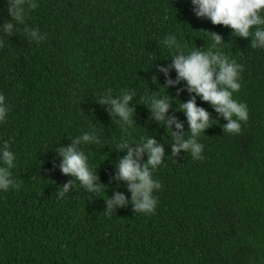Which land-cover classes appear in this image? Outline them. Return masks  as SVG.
Returning <instances> with one entry per match:
<instances>
[{"label": "trees", "instance_id": "obj_1", "mask_svg": "<svg viewBox=\"0 0 264 264\" xmlns=\"http://www.w3.org/2000/svg\"><path fill=\"white\" fill-rule=\"evenodd\" d=\"M192 7L190 0H37L25 22L46 34L43 41L28 39L24 25L0 36V95L9 109L0 142L15 154L11 173L19 185L0 192V264H264V49L195 16ZM206 32L219 34L221 51L242 66L233 96L246 104L248 119L239 132H223L222 116L196 97L214 120L197 138L203 159L183 150L172 157L170 136L140 100L165 85L159 66L176 78L160 42L165 34H175L187 51L207 49ZM185 85L162 91L173 97L167 115L187 134L175 103L194 95ZM121 89L136 93L131 136H152L164 146L153 172L161 188L152 214L134 213L130 203L106 211L112 192L130 194L126 181L117 187L112 179L126 151L114 147L120 126L97 99ZM91 128L98 142L82 150L105 187L70 188L57 198L72 178L60 172L55 149Z\"/></svg>", "mask_w": 264, "mask_h": 264}, {"label": "clouds", "instance_id": "obj_2", "mask_svg": "<svg viewBox=\"0 0 264 264\" xmlns=\"http://www.w3.org/2000/svg\"><path fill=\"white\" fill-rule=\"evenodd\" d=\"M190 2L195 16L207 18L212 24L228 26L233 36L251 37V48L264 49V0H190ZM3 3L5 7L0 9V12H6L8 18L0 17L2 20L0 36L11 35L16 25H24L22 31L28 39L40 43L46 38L45 33L30 28L25 22L29 11L37 7V0H3ZM206 33L211 37L207 49L194 47L187 51L181 50V44L175 34H165L160 42L171 54V67L176 72V78L175 80L169 78V69L159 66V71L166 77L165 85L160 88L159 94L152 92V95H144L140 100L149 108L150 118L162 124L170 136L172 157L183 150L189 153L193 160L203 159V145L197 138L213 124L214 120L210 122L209 111L197 105L196 97L208 102L213 110L222 116L225 121L222 124L223 132L230 134L239 132L241 122L248 119L246 104L233 96L241 87L242 66L221 51L219 46L225 42L219 34ZM181 80L186 82L187 92L194 94L184 102L175 100L178 110L186 117L187 134L183 131L184 124L176 116L167 115L173 97L167 91V94L162 91L168 86H175ZM153 82L157 83L156 79H153ZM134 96H136L134 91L121 89L118 95L106 91L97 99L101 105H110L107 110L117 118L116 122L120 126L121 135L115 141L114 147L117 151H126L115 163L116 171L112 179L117 181V187L120 181H126V190L130 194L126 197L124 192L114 191L107 196L105 204L106 211L113 212L114 209L130 203L134 213L147 215L152 214L157 205L154 192L161 188V184L159 180L153 178V172L163 163L165 154L164 146L152 136H142L138 141L131 136L130 130L135 123L134 109L130 102ZM8 111L5 99L0 95V122L6 119ZM97 142L95 129L91 128L75 136L72 143L55 149L60 158V172L72 178L59 187L57 198L69 193L70 188H82L89 193L101 190L103 184L99 182L96 171L93 172L88 157L82 150L83 145ZM133 143L136 144L134 148L131 147ZM145 154L146 159L141 163ZM14 161L15 154L9 149L8 141L0 142V192L19 187L11 173V169L16 166Z\"/></svg>", "mask_w": 264, "mask_h": 264}]
</instances>
